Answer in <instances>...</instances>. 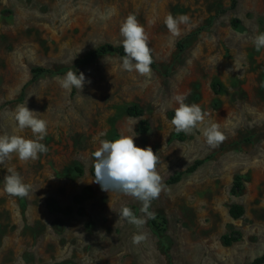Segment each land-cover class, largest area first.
<instances>
[{"label":"rangeland","instance_id":"obj_1","mask_svg":"<svg viewBox=\"0 0 264 264\" xmlns=\"http://www.w3.org/2000/svg\"><path fill=\"white\" fill-rule=\"evenodd\" d=\"M169 13L191 18L179 37L164 25ZM129 14L149 36L147 77L123 70L120 55L87 59L101 44H122ZM261 32L264 0H0V135L33 138L14 119L21 105L48 122L46 154L0 164V264H251L262 255L264 49L252 43ZM39 67L49 71L31 81ZM69 69L91 83L62 89ZM185 93L209 113L201 129L220 126L217 148L200 130L175 131L172 98ZM122 136L152 148L169 189L152 201L140 245L118 214L127 206L142 216L140 202L94 180L92 153ZM9 167L31 185L28 197L4 193Z\"/></svg>","mask_w":264,"mask_h":264},{"label":"clouds","instance_id":"obj_2","mask_svg":"<svg viewBox=\"0 0 264 264\" xmlns=\"http://www.w3.org/2000/svg\"><path fill=\"white\" fill-rule=\"evenodd\" d=\"M190 17L187 14L177 16L169 13L164 18V25L168 32L174 36H181V25H188ZM120 36L124 55L121 68L128 72H136L140 76H150L153 64L150 40L143 25L135 14H129L120 25ZM253 46L256 51L264 49V32L253 38ZM60 87L65 90L75 88L81 92L86 83L85 74L69 69L64 77L58 81ZM260 87H264L261 82ZM190 93L177 94L172 99L178 105L174 109L171 124L177 133L186 135L194 134L200 130L206 144L217 148L225 139L224 133L217 123L205 124L209 113L202 110L201 106L186 103ZM27 105L18 106L14 119L17 121L21 132L25 129L31 131L33 138H25L21 135H0V164L10 161L15 154L21 163L35 161L40 154H46L47 146L41 141L48 134V122L38 118ZM94 157L95 182L106 192H119L129 196L141 204L142 216H137L127 206L121 208L119 219L127 221L138 231L132 236L133 245H140L148 239V233L142 231L149 219H155L156 214L150 211L152 201L169 191L163 182V177L157 170L159 157L151 147H139L134 143L133 136H122L114 141L103 140L100 146L92 153ZM7 175L3 179V191L8 196L26 198L30 195L31 185L24 182L21 174L14 168H7Z\"/></svg>","mask_w":264,"mask_h":264},{"label":"trees","instance_id":"obj_3","mask_svg":"<svg viewBox=\"0 0 264 264\" xmlns=\"http://www.w3.org/2000/svg\"><path fill=\"white\" fill-rule=\"evenodd\" d=\"M106 54H116V55L123 56L124 52H123L122 44L121 45H113L111 43L101 44L96 49H94L88 53L87 59L94 60V59H97V58H99L103 55H106ZM46 71H49V70L45 69V68H41V67L34 68L33 69L34 74H33L31 81L35 80V78L38 74H41V73L46 72ZM128 113L130 115H140L141 110H139L137 106H131L128 108ZM194 168H195V165H192L187 169V171H192ZM180 177H181V174H177L176 176H172L168 180V183H173L174 181L179 180ZM230 212L234 217H238L243 213L242 206L234 205L230 209ZM251 264H264V253L262 255L256 257L251 262Z\"/></svg>","mask_w":264,"mask_h":264}]
</instances>
